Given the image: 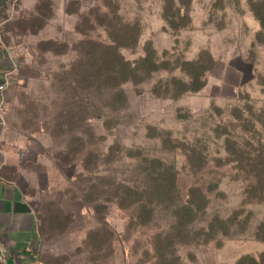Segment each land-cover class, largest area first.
I'll return each instance as SVG.
<instances>
[{
	"label": "rangeland",
	"instance_id": "374dc122",
	"mask_svg": "<svg viewBox=\"0 0 264 264\" xmlns=\"http://www.w3.org/2000/svg\"><path fill=\"white\" fill-rule=\"evenodd\" d=\"M6 8L0 37L14 69L0 175L20 181L38 207L36 264H155V236L169 231L172 208L159 206L140 224L115 200L96 214L79 198L92 183L98 191L115 179L140 181L132 153L171 165L180 196L193 187L208 196L190 229L204 234L209 224L213 238L170 244L171 258L264 264V198L228 163L220 133L235 107L264 113V28L253 10L264 20V0H11ZM115 45L132 62L149 54L138 65L150 74L118 85L84 81L83 70ZM200 57L190 71L204 70L203 87L174 96L173 77L192 82L180 64ZM235 123V135L252 136Z\"/></svg>",
	"mask_w": 264,
	"mask_h": 264
},
{
	"label": "trees",
	"instance_id": "16d2710c",
	"mask_svg": "<svg viewBox=\"0 0 264 264\" xmlns=\"http://www.w3.org/2000/svg\"><path fill=\"white\" fill-rule=\"evenodd\" d=\"M172 2L174 3V1ZM183 7V5L179 6V12ZM253 10L264 28L263 18L255 8ZM117 46L119 47L118 44ZM117 46L109 47L114 53H106L101 58H95L97 66L91 63V67H86L83 70L81 75L84 81L90 83L98 80L101 83L113 82V84L118 85L129 79L138 81L142 76L150 74L151 69H146L143 64L141 66L138 65L139 62L149 61V54L140 60L132 62L124 58L118 51ZM149 50L154 53L152 48ZM203 54H206L211 58V61H214L210 53L204 52ZM200 61L201 57L197 60H184L180 64V67L187 71L192 82L173 77L174 81L171 83L174 85L175 91L172 93L174 96L183 91H194L203 87L204 81L202 77H204V70H201L200 73L190 71L193 67L199 68ZM155 64L159 65L157 62ZM167 92H170V89H167ZM245 106L249 113L245 114L244 108H233L230 116L234 121L230 120L229 124L224 126L220 133L224 136V150L226 151L228 163L234 164L235 168L244 170L250 180L252 192L256 197L264 198V136H262L261 132V128L264 127V113H258L253 104L247 103ZM213 108L217 109L215 106ZM63 116H65V113L61 112L60 117L62 118ZM234 122L237 123L235 125L240 127L241 130L249 129L252 132V136L243 139L242 136L235 135L232 131L233 129H229ZM64 123L66 124L65 121ZM64 123L60 121L58 125H65ZM247 126H250V128H247ZM258 127L260 128L258 129ZM128 157L135 160L136 166L133 171L141 176L140 181L131 183L115 179L111 185L98 191H94L97 187L92 183L88 186L92 191L79 198L82 199L85 205L92 208L96 214L106 208V204H104L106 200H115L122 208L134 209L135 215L133 218H136L140 224L150 223L155 217L159 206L172 208L174 215L169 231L159 232L155 236L153 244L156 252L155 264H182L178 261V258L177 260L174 257L171 258L166 247L176 242H192L201 239L209 241L213 238L214 233L211 232L209 224L204 227V234H194L190 229L195 224L200 212L207 208L208 196L203 190L196 187L190 189L186 198L180 196L176 186V172L174 173L172 166L166 164V161L159 156H140L138 153H132ZM188 157L191 161V156L188 155ZM87 180L91 181V179ZM76 197L78 196L75 195ZM60 211L63 212L62 210ZM100 218L101 220L103 219L102 217ZM41 219L42 217L39 213V230ZM217 219L225 222V219ZM257 233V236L264 239V219L260 223ZM102 242L101 240V244Z\"/></svg>",
	"mask_w": 264,
	"mask_h": 264
},
{
	"label": "crops",
	"instance_id": "0c3cea01",
	"mask_svg": "<svg viewBox=\"0 0 264 264\" xmlns=\"http://www.w3.org/2000/svg\"><path fill=\"white\" fill-rule=\"evenodd\" d=\"M10 1L0 0V14ZM13 64L12 57L0 37V84L7 81V88L14 69ZM238 72L241 76L242 73ZM224 84L227 82L224 81ZM239 84L237 82L234 86L238 87ZM6 146V125L0 122V160L2 161L7 158ZM39 243L37 205L20 181L10 178L7 174L0 175V264H36L37 260L34 258L37 256Z\"/></svg>",
	"mask_w": 264,
	"mask_h": 264
},
{
	"label": "built area",
	"instance_id": "2783aa9c",
	"mask_svg": "<svg viewBox=\"0 0 264 264\" xmlns=\"http://www.w3.org/2000/svg\"><path fill=\"white\" fill-rule=\"evenodd\" d=\"M7 85H8L7 81L0 84V122L4 121V115L6 111L5 91H6Z\"/></svg>",
	"mask_w": 264,
	"mask_h": 264
}]
</instances>
